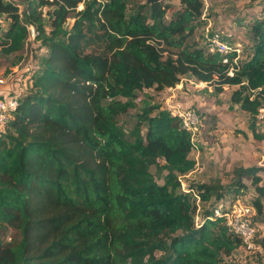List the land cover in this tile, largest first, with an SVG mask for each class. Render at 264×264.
Instances as JSON below:
<instances>
[{
  "label": "trees",
  "instance_id": "1",
  "mask_svg": "<svg viewBox=\"0 0 264 264\" xmlns=\"http://www.w3.org/2000/svg\"><path fill=\"white\" fill-rule=\"evenodd\" d=\"M173 6L0 0L1 25L8 22L0 52L25 50L30 57L16 81L24 85L7 98L16 96V107L0 125V232L12 231L9 240L0 236V264H221L242 243L213 208L228 189L242 191L244 179L255 193L243 201L253 209L251 222L264 225L259 167L234 169L229 188L219 180L198 186L186 180L184 192L181 179L196 162L181 119L149 103L130 127L118 124L136 108L137 93L165 99L167 89L188 77L216 93L232 88L229 99L246 114L247 130L264 141L257 129L264 111V17L249 28L250 57L230 67L234 53L224 64L219 54L187 45L193 24L205 20L202 3L178 0L167 17ZM197 116L201 136L211 139L214 118ZM151 167L165 173L161 185ZM253 243L264 264V237L257 232Z\"/></svg>",
  "mask_w": 264,
  "mask_h": 264
},
{
  "label": "rangeland",
  "instance_id": "2",
  "mask_svg": "<svg viewBox=\"0 0 264 264\" xmlns=\"http://www.w3.org/2000/svg\"><path fill=\"white\" fill-rule=\"evenodd\" d=\"M13 1L17 4L19 0ZM162 1L174 4L167 15L170 17L173 11L178 8V0ZM21 8L22 6L19 7V9ZM203 17L205 20L202 23L193 24L195 26L187 39V45L191 48H203L201 34L210 24L211 30H219L231 35L233 38L231 42L240 45L238 62L242 63L251 54L249 28L257 19L264 17V0H209L207 8L203 10ZM72 22L69 20L66 26L69 27ZM7 26L8 22L0 25V38ZM29 58L25 50L8 56L0 52V78L6 81L2 88L11 86L23 76L25 77ZM21 86L19 87L17 83V88H22ZM231 91L232 88L224 87L222 93H216L211 86L199 85L197 81L188 77H183L175 87L172 100L182 103L185 108H191L200 117L206 115L214 118L217 126L216 134L211 139L207 140L205 136L202 137L201 132H198L193 138L194 149L190 157L195 160L196 166L191 176L188 175L181 179V185L185 191H187L188 185L186 180L196 186L219 180L222 186L232 187V181L235 177L233 170L238 167L251 166L259 167L260 185L264 186V141L259 142L252 138L251 133L247 130L246 114L239 109L238 105L231 103L229 99ZM165 102L164 97L159 94L137 93L134 100L136 108L120 116L118 124L127 129L133 123L135 114L144 105L149 103L161 104L162 107H165ZM258 119L257 129L264 132V111L261 112ZM150 173L154 176L157 184L163 183L165 173L158 174L153 167L150 168ZM243 183L246 187L242 191L234 194L232 190L228 189L225 192V197L218 204L224 206L225 203L236 199L251 201L255 195L253 188L247 179H244ZM256 225L258 234L264 237V225L258 222ZM0 236L4 240H9L12 231L0 232ZM221 264L261 263L257 261L254 252H247L241 248L233 253L230 259L222 261Z\"/></svg>",
  "mask_w": 264,
  "mask_h": 264
},
{
  "label": "built area",
  "instance_id": "3",
  "mask_svg": "<svg viewBox=\"0 0 264 264\" xmlns=\"http://www.w3.org/2000/svg\"><path fill=\"white\" fill-rule=\"evenodd\" d=\"M204 10L207 8L209 0H199ZM81 6H78L80 9ZM203 18V15H202ZM2 21L0 19V25ZM29 39H33L34 30L32 27H29ZM233 38L229 34H225L219 30H211L210 24L207 25L203 34L202 41L203 46L206 52L208 53H217L221 56L222 62L224 64L228 63V55L234 53L235 57L233 58L230 67L233 65H238V58L240 54V45L234 44L231 42ZM233 69L230 68L228 75H232ZM199 85H205L206 83L198 82ZM6 84V81L0 78V86ZM175 88L167 89V95L165 97V107L169 109L172 116H176L181 119V127L185 131L191 134L193 139L196 133L199 132V119L197 114L191 108H185L182 103L172 100L173 92ZM169 91V92H168ZM17 101L16 96L9 99H3L0 101V125L3 124L8 116V113L16 107ZM182 191L186 192L181 185ZM253 214V209L248 204H245L242 200L236 199L231 203L219 205L213 208V216L223 217L224 223L228 231L240 238L242 243V249H245L247 252L260 251L255 247L253 243V238L258 232V227L256 224L251 222L250 217ZM197 221V218H196Z\"/></svg>",
  "mask_w": 264,
  "mask_h": 264
},
{
  "label": "crops",
  "instance_id": "4",
  "mask_svg": "<svg viewBox=\"0 0 264 264\" xmlns=\"http://www.w3.org/2000/svg\"><path fill=\"white\" fill-rule=\"evenodd\" d=\"M17 92H18V89H17L16 82L11 86H6L4 88L0 87V100L7 99L10 95H12L13 93H17Z\"/></svg>",
  "mask_w": 264,
  "mask_h": 264
},
{
  "label": "water",
  "instance_id": "5",
  "mask_svg": "<svg viewBox=\"0 0 264 264\" xmlns=\"http://www.w3.org/2000/svg\"><path fill=\"white\" fill-rule=\"evenodd\" d=\"M157 1H159V0H149L150 3L157 2Z\"/></svg>",
  "mask_w": 264,
  "mask_h": 264
}]
</instances>
